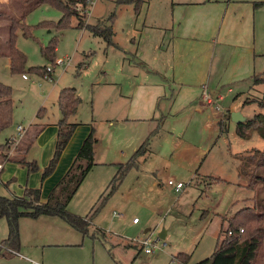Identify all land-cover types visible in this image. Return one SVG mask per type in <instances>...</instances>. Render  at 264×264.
<instances>
[{"label": "crops", "instance_id": "1", "mask_svg": "<svg viewBox=\"0 0 264 264\" xmlns=\"http://www.w3.org/2000/svg\"><path fill=\"white\" fill-rule=\"evenodd\" d=\"M256 1L263 0H150L145 13L138 11L130 25H126L130 42L125 45L114 39L115 19L114 44L104 48L106 55L98 71L83 82L91 68L90 53H87L74 76L78 84L66 85L75 86L82 101L70 117V121L78 125L54 170L43 176L56 151L58 121L62 118L58 96L66 86L53 94L49 108L42 104L30 122L31 140L24 156L38 163L39 168L31 171L26 164L7 161L0 172V196H22L29 188L39 189L40 201L45 202L70 169L83 141L94 131L96 164L68 204L71 212L86 216L94 205L90 207L89 203L87 209H81L87 200V197L77 198L82 186L90 183L99 194L104 190L105 180L133 156L156 128L159 131L151 139L148 152L139 157L137 169L148 161L153 152L151 146L165 134L178 138L191 124L197 129L201 127V131L212 138L228 123L236 128L231 111L243 112L242 100L239 96L231 98L232 93L243 92L255 73L264 72V5L256 8ZM5 2L7 5L10 0ZM86 29H81L80 41ZM6 42L4 38L3 47ZM1 56H7L10 62L8 55ZM68 65L70 67V63ZM205 85L218 98L217 103L203 98ZM184 110V116H180ZM167 121L173 124L170 130L165 127ZM16 126L11 136L16 133ZM37 129L40 131L35 133ZM187 143L190 166L196 167L205 154H209L208 147L202 145L197 149ZM23 169L30 172L25 185L18 179ZM97 216L92 222L106 232L105 241L98 236L83 235L59 216L21 217L18 249H5L0 254V264H96L98 258H88L86 252H72L82 251V246L91 239L99 240L105 248L109 246L108 253L102 252L99 258L104 264H133L138 257L136 254L125 262L118 256L132 249L137 238L118 236L98 224ZM118 216L121 214L114 211V217ZM133 219L122 223L128 228L141 223V219L138 222ZM148 222L142 228L143 233L151 229ZM117 249L120 255L116 254Z\"/></svg>", "mask_w": 264, "mask_h": 264}, {"label": "rangeland", "instance_id": "2", "mask_svg": "<svg viewBox=\"0 0 264 264\" xmlns=\"http://www.w3.org/2000/svg\"><path fill=\"white\" fill-rule=\"evenodd\" d=\"M20 1H14L15 8H7L5 0H0V12L19 13L18 16L27 13L25 22L31 27V31L29 35H25L21 30L17 32V47L26 55L23 71L28 78L22 76L23 71L13 72L9 58L0 56V81L10 84L13 88L15 126L22 123L28 127L42 104L50 107L53 103V94L56 95V92L67 84L77 83L78 79L74 76L85 54L90 53L91 68L83 78V82L98 71L106 55L104 48L108 44L88 28L80 41L83 31L78 26L77 16L72 17L70 24L56 25L63 17L61 9L50 3L36 6L28 2L22 5ZM89 2L85 10L82 4L75 6L78 12L85 16V23L100 25L104 21L106 24H112L114 28L116 19L117 34L114 39L125 45L130 42L126 25H130L138 11L145 13L150 0H135L132 3L121 0H90ZM17 9L20 12H17ZM47 21L56 24L52 23L50 26L43 24ZM8 25V18L0 15V50L4 49L3 40ZM53 40L57 42L56 56L63 57L64 63H57L42 52V48L50 45ZM69 58H71L70 67L66 64ZM46 65L52 67V78L42 75L34 68ZM259 73L264 75V72ZM82 93L86 94L84 88ZM234 96L235 98L239 96L242 100L241 106L245 116L252 118L256 112H264V107L259 106L255 101L264 97V84L255 82L253 76L249 87L243 92L235 91L231 98ZM247 99L249 102L245 103ZM188 111L186 113H189ZM184 112L185 110L180 116H184ZM165 127L170 130L173 127L172 122L167 121ZM12 130L0 134V143L5 141L6 135L8 136ZM201 130V127L197 129L190 124L186 126L187 132H180L178 138L172 139L169 137L170 134L162 136L154 145L151 144L153 152L148 161L142 163L139 169L134 167L129 170L112 194L109 195L110 184L118 171L105 180L103 192L96 194L92 185L88 183L83 185L77 194L79 199L87 197L85 205H81L83 211L88 208L89 203H91L90 207L95 206L93 209L95 210L107 196L93 216L94 219L98 214L96 222L104 228L118 236L150 239L152 252H146L141 242L134 241L136 245L132 249L122 252L123 256H118L123 262L127 259L130 261L136 254L135 256L138 257L133 264H197L213 255L221 223L225 222L226 225L227 219L238 209L254 204L255 192L246 186V178L241 175V164L252 150L264 149V138L256 130H252L249 138H242L237 134L233 123H228L222 130L220 128L221 132L219 131L216 137L212 138ZM187 142L197 146V149L202 145L208 147L209 154H205L204 160H201V164L196 167L190 166L187 157L190 154V145ZM180 150L182 151L179 153ZM23 170L22 177L18 179L20 184L25 185L30 172L27 169ZM169 177L183 181L184 188L176 192L167 183ZM215 178L222 180L216 181ZM114 211L121 216L114 217ZM135 216L141 219L140 224L128 228L126 223H122L125 220L131 221ZM146 221H149L147 226L151 229L143 233L142 228ZM164 231L167 237L163 239L160 234ZM8 234L7 219L0 218V240L6 239ZM82 247L84 248L82 251L72 252H86L88 258H96V260L98 258L96 264H104L99 258L102 252L108 253L109 246L105 248L99 240L91 239ZM115 252L120 255V249ZM179 253L188 254V261L181 262L178 258ZM130 254H132L131 258Z\"/></svg>", "mask_w": 264, "mask_h": 264}, {"label": "trees", "instance_id": "3", "mask_svg": "<svg viewBox=\"0 0 264 264\" xmlns=\"http://www.w3.org/2000/svg\"><path fill=\"white\" fill-rule=\"evenodd\" d=\"M14 1L15 0H10L6 5L7 8H15ZM21 1L19 3L22 5L28 2L30 4L34 3L36 6L41 3H50L63 11V17L57 24L47 21L43 22L45 25L50 26L52 23L56 25H67L71 23L72 17L77 16L79 27L83 28L84 26V28H88L95 36L103 38L107 44H114L112 24H106L104 22L100 25L86 24L85 16L78 12L75 7L77 4H82L85 10L90 0ZM134 1L135 0H121V2L125 3H132ZM262 5H264V0L254 2L256 8ZM16 11L20 12L19 9ZM18 14L19 13L11 14L5 11L0 12V15L4 18H8L9 21L5 35L7 41L6 47H4V51L0 50V56L6 54L10 57V68L13 72L23 71L26 62L25 53L20 51L17 47V32L21 30L25 35H29L31 31V27L25 22V15L27 13L20 14V16H18ZM112 19L113 18H111V20ZM56 49L57 42L53 40L50 45L42 48V52L45 56L55 61L57 57L55 53ZM47 66L48 65L37 66L34 68L44 76H52V72L47 69ZM253 77L255 82L264 84V75L256 73ZM12 93V86L0 81V134L4 131L13 129L8 136L6 135L5 141L0 143V164L4 165L7 161H15L26 164L31 171H34L39 168L38 163L30 162L24 156V153L29 147L28 143L31 140V124L24 138L15 146V155L11 153L14 143V141L11 140V134L15 129L13 117L14 99ZM81 101L82 98L75 86H66L60 90L58 105L62 113V118L58 121L59 130L56 151L50 164L44 170V177L54 170L63 150L67 146L78 125L75 122H71L70 117L77 111ZM255 101L259 106L264 107V97L256 99ZM247 102H249V99L245 100V103ZM252 130H256L261 137L264 138V112H256L252 118L237 124L236 127L237 134L242 138H249ZM39 131L40 129H37L35 133ZM158 131L159 129L156 128L135 151L133 156L126 163L119 166L117 174L111 181V191L109 195L116 190L129 170L139 166V157L148 152L151 139ZM96 141L97 138L93 131L83 141L70 169L56 185L45 202L40 201L39 189L29 188L22 196H0V218H6L9 227L8 237L0 241V254H2L5 249H18L20 242L19 220L24 216L32 218H37L41 215L59 216L83 235L98 236L105 241L106 232L94 226L92 220L100 206L103 205L107 196H102L104 199L100 203V206L96 207L93 212L91 211V213L86 216L77 215L68 209L69 202L78 191L89 171L96 164L94 159V146ZM20 153H22V155ZM241 175L248 179L246 186L253 189L255 192V196L253 197L254 204L238 209L227 219L226 225L225 222H222L213 255L197 264H264V195H262L264 192V149H254L250 152L241 164ZM215 180L221 181L222 179L215 178ZM92 228L93 230L91 231ZM241 229H244L243 232H240ZM230 231H232V235L228 234ZM178 258L181 259V262H187L189 255L186 253H179Z\"/></svg>", "mask_w": 264, "mask_h": 264}, {"label": "built area", "instance_id": "4", "mask_svg": "<svg viewBox=\"0 0 264 264\" xmlns=\"http://www.w3.org/2000/svg\"><path fill=\"white\" fill-rule=\"evenodd\" d=\"M56 62L57 63H64L65 60L63 57H58L56 58ZM71 62V58H69L67 61H66V64H69ZM47 69L50 71H52V67L50 65L47 66ZM24 77H28V75L26 73H23ZM202 95H203V98L205 100H207L209 103H217L218 102V98L214 96V94L209 90V88L207 87V85L204 86L203 88V92H202ZM219 97H222V95H219ZM220 107V105H219ZM28 127L27 126H24L22 124H19L16 126V133L11 136V140L14 141L13 143V150L11 153H14V149H15V146L24 138L25 136V133L27 131ZM3 168V164H0V172H1V169ZM168 185H170L171 187H173L175 189V191L179 192L181 191L184 186H185V183L183 181H176L174 180L173 178H169L168 179ZM139 221V218L138 217H135L133 219V222H138ZM244 229H241L240 232H243ZM229 235H232V231H230L228 233ZM136 240H138L139 242L142 243L143 245V248L146 252H152V243L150 241V239L148 237L146 238H137ZM40 264V263H38Z\"/></svg>", "mask_w": 264, "mask_h": 264}, {"label": "water", "instance_id": "5", "mask_svg": "<svg viewBox=\"0 0 264 264\" xmlns=\"http://www.w3.org/2000/svg\"><path fill=\"white\" fill-rule=\"evenodd\" d=\"M231 120L236 124H239L247 121L248 118L240 109H236L231 111ZM160 237L163 239L166 237L165 231L160 234Z\"/></svg>", "mask_w": 264, "mask_h": 264}]
</instances>
